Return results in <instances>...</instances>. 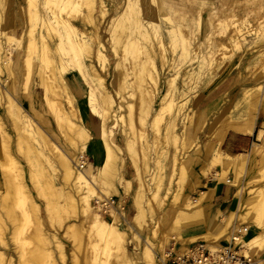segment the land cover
Wrapping results in <instances>:
<instances>
[{"label": "bare ground", "instance_id": "obj_1", "mask_svg": "<svg viewBox=\"0 0 264 264\" xmlns=\"http://www.w3.org/2000/svg\"><path fill=\"white\" fill-rule=\"evenodd\" d=\"M146 1L0 0V264H96L97 257L92 255L99 243L109 264H114L110 256H115V264H165L162 259L170 241L179 240L184 248L206 243L215 251L219 242L230 238L236 246L231 248L244 244L252 252L264 250V236L255 221L256 217L264 220V188L257 197L256 191L248 190L253 195L248 200L249 213L240 205L237 212L222 215L221 222L210 223L217 188L204 183L206 171H200L191 190L199 199L190 201L182 193L177 203L169 200V191L163 194L164 174L151 172L148 129L161 143L179 140L175 131L181 110L177 103L181 73L168 79L164 90L161 82L166 72L175 70L165 51V38L174 46L180 28L169 17H164L171 23L166 28L159 25V16L144 24L141 4ZM207 4L201 0V5ZM73 13H80V19ZM258 24L261 34L256 44L264 57V15ZM240 25V20L232 21L234 34L243 32ZM103 31L110 34L108 45L116 60L110 84L107 74L103 76L109 64L105 54L109 48L100 38ZM181 39L187 49L186 37ZM201 47H195L200 73L207 65ZM225 48L219 42L210 54L215 56ZM71 71L77 73L69 77ZM195 74L194 69L185 71L184 84ZM21 86L29 92L23 93ZM243 105L237 115L232 108L225 132L258 134L260 140L264 135V73L255 76L252 87L244 91ZM88 108L101 120L90 115ZM165 120L166 133L160 136ZM202 121L190 126L182 149L191 148L195 133L205 127ZM91 122L101 132L102 154L94 150V161L101 166L96 171L88 164L83 171L85 162L77 152L83 155L88 149ZM55 140L67 144L69 152ZM221 141L213 142L209 151ZM255 162L264 165V143L234 158L236 187L255 170ZM147 176L155 182L152 192ZM127 195L132 202L126 204ZM114 197L122 198L121 206L127 208L117 209ZM108 213L112 220L106 219ZM64 215L78 219L79 224L63 229ZM149 221H155L153 228ZM248 223L251 232L238 230ZM206 228L204 235L195 234ZM61 229L71 253L57 237ZM237 231L246 238L235 237ZM157 252L162 255L160 261ZM254 263L264 264V251Z\"/></svg>", "mask_w": 264, "mask_h": 264}, {"label": "rangeland", "instance_id": "obj_2", "mask_svg": "<svg viewBox=\"0 0 264 264\" xmlns=\"http://www.w3.org/2000/svg\"><path fill=\"white\" fill-rule=\"evenodd\" d=\"M105 1L112 3L113 0ZM148 1V3L146 1L144 4L143 2L141 4V7H144V12L142 11L144 24H147L151 20V17L156 18V16H159L157 18V20L161 21L159 25L162 28H166L171 23L164 17H169L173 20L174 25L180 28L178 39L174 46H172L168 38H165L164 41L165 51L171 63L175 64V70L166 72L165 76L162 77V89L164 90L168 79L176 76L178 72L181 73L179 79H177L178 89L181 94V97L177 98V103L179 107H181V110L178 112L177 128L175 131L179 136V140L177 143H167L165 141L161 143L154 139L151 129H148L147 136L150 143L148 150L149 166L154 175L163 173L166 177V179H164L163 194L169 191L170 201L175 200L177 203V199L180 197H182L180 199H183L182 195L184 193L189 196L190 201H193L199 199V195L191 192V190L196 185V179L201 173L200 171L204 170L207 172L204 178V183H206L210 175L209 171L211 172V170H213V165L210 163L211 157L218 152V146H214L212 151H209V147L213 142L221 139L220 134L225 132V124L226 121L230 119V113L233 112L232 108L234 107L233 110H236L235 114L237 115L244 107V91L252 87L255 76L259 73H264V57L260 53L262 52L261 49L256 44L261 34L258 20L261 14L264 15V0H207L208 4L205 6L201 5V0H197L193 5L187 4L186 0H159L160 2L158 3H154L150 0ZM261 7H263V9ZM82 11L87 13L84 8ZM73 16L76 17V19H80L81 14L73 13ZM233 20H240L242 33L237 35L233 33ZM183 36L186 37L187 49L185 48L186 46L183 45L184 39H181ZM100 38L102 43L107 46V49L109 48L108 52H105L109 62L108 69L106 72H103V76H105V73L107 74L106 81L110 84L113 81V68L116 60L112 49L110 50L111 46L108 45L111 41L110 34L107 36V32L103 31V34H100ZM262 40L264 41V39ZM219 42L223 43L226 48L215 56L211 55V49L219 44ZM146 44L151 50L150 43L146 42ZM155 44L157 45V41ZM199 44L202 45L201 50L205 53L207 58V65L202 73L198 71L199 61L196 60L195 52V47ZM157 63L159 68H161L160 60H157ZM95 65L100 69V65ZM191 69L196 70L195 77L186 80L184 84L183 73ZM70 73L71 75H69V77L73 76L77 71H71ZM6 75L5 72L4 74L1 73L3 79ZM32 89L33 88L30 90ZM84 91L85 100L87 102L86 91H88V86H85ZM22 92L28 93L29 91H26L25 88L22 87ZM183 96L185 98H183ZM186 102L187 105L182 109V105ZM84 106L86 107L87 105L85 104ZM88 112L90 113L89 108ZM90 115L93 114L90 113ZM93 116L101 120L96 115ZM199 120H203L202 123H205V127L203 130L201 129L195 133V139L194 142H192L191 148L182 149L186 132H189L190 126L197 124ZM166 122L165 120L161 126L160 136H164L166 133ZM119 129L115 130L116 134L119 133ZM88 130L92 136L88 149L83 155L80 152H77V155H81L82 159H84L85 169L83 171L88 168V164H92L97 171L101 164L98 165L95 163L94 156L96 152L94 150L96 148L100 151V154H102L101 132L100 128L96 129L94 127L93 122H91ZM257 137L258 134H256L255 139H257ZM260 141L263 146L264 135H262ZM55 142L61 143L63 146L67 147V144L62 140H55ZM247 142H249L248 138ZM251 142H253V137H251ZM64 149L69 152L68 147ZM131 171L134 176L133 167H131ZM183 172H185V176H182ZM133 176L131 175L130 177L131 181L134 180ZM170 178L172 181L171 184ZM147 183L152 192L155 188V182L151 179V176H147ZM178 186L179 188H177ZM242 186H245V188L244 192L239 193L242 197L241 207L244 212L249 213L252 207L250 203H248V200H251L253 195H248V190L250 191L252 188L253 191H256L254 195L257 197L259 189L264 188V165L252 171V173H249L244 181H241L238 188L241 190ZM132 187L135 188L136 184L132 183ZM201 189L204 190V188ZM149 195V193L146 195V201ZM92 200L95 201L96 199L92 198ZM114 201L117 209L120 208L125 210L127 208L126 205L122 208V198L114 197ZM146 201L144 206L147 210ZM125 202L126 204L131 203L132 197L127 195L125 197ZM179 204H181V201ZM93 205H95V202ZM214 206L215 201H213V206L211 208L209 216L210 221L212 219V223L221 222V215L214 217L212 214ZM253 211L254 210H252V212ZM43 217L45 218V215H43ZM63 217L65 219L67 218L65 215ZM105 217L107 220H112L111 213L106 214ZM78 221V219H66L63 223V229L65 226L72 223L79 224ZM255 221L259 224V232L264 236V220L256 217ZM149 224L151 225L150 228H153L155 221L153 223L149 221ZM45 227L50 231L47 221L45 222ZM250 227L251 225L248 223L240 225L238 230L244 232L245 229H248V232H251L249 229ZM63 229L58 232L57 237L60 238V241L67 243L62 238ZM195 234L197 235V233ZM243 234L240 235L237 231L235 237H241L243 240L246 238ZM228 237H230V235H228ZM230 240V238L229 240L227 239V241L225 239L219 242L218 246L224 249L236 247L232 245ZM180 241L181 240L175 242L180 244L184 243ZM172 242L173 241H170V244ZM65 245L66 250L71 253L73 249L70 244L67 243ZM102 248V243H99L97 251L92 256L95 258L97 257L96 264H109L104 260ZM239 248H242L245 253L249 254L253 263L255 257H257L258 254L261 255L264 251L254 250L252 252V250H249L244 244L239 246ZM70 253L69 255H71ZM157 256L160 261L162 255L157 252ZM85 257L82 258V261H84ZM108 260L110 263H116L115 256H110Z\"/></svg>", "mask_w": 264, "mask_h": 264}, {"label": "crops", "instance_id": "obj_3", "mask_svg": "<svg viewBox=\"0 0 264 264\" xmlns=\"http://www.w3.org/2000/svg\"><path fill=\"white\" fill-rule=\"evenodd\" d=\"M220 135L222 141L217 147L218 152L211 157L210 162L213 165L212 169L219 172L220 178L215 181H210L208 178L206 181V185L209 184L217 188V193L214 197L215 206L212 212L214 217L219 215L222 216L227 212H237L239 210L241 205V196L239 193H242L245 186H242L240 190L234 185L235 175L233 173V160L237 155L250 154L252 144L259 140L258 137L255 139L256 134L252 136L253 142H251V137L236 135L230 132H223ZM247 138L249 142H247ZM260 166L259 162H255L252 167L256 170ZM211 221L210 223H212ZM207 230L206 228L196 233L201 236L204 235Z\"/></svg>", "mask_w": 264, "mask_h": 264}, {"label": "built area", "instance_id": "obj_4", "mask_svg": "<svg viewBox=\"0 0 264 264\" xmlns=\"http://www.w3.org/2000/svg\"><path fill=\"white\" fill-rule=\"evenodd\" d=\"M261 147V142L257 140L252 147ZM210 181L220 178V174L216 170H212L209 175ZM162 259V257H161ZM165 264H254L247 253L242 248H220L212 251L206 244L198 243L184 248L182 244L173 241L169 248L165 251Z\"/></svg>", "mask_w": 264, "mask_h": 264}]
</instances>
